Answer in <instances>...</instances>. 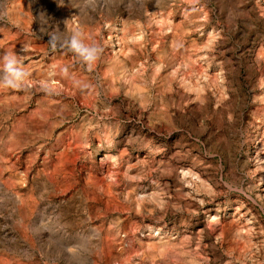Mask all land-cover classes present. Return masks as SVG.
Wrapping results in <instances>:
<instances>
[{"label":"rangeland","instance_id":"obj_1","mask_svg":"<svg viewBox=\"0 0 264 264\" xmlns=\"http://www.w3.org/2000/svg\"><path fill=\"white\" fill-rule=\"evenodd\" d=\"M4 55L0 264H264V0H0Z\"/></svg>","mask_w":264,"mask_h":264},{"label":"clouds","instance_id":"obj_2","mask_svg":"<svg viewBox=\"0 0 264 264\" xmlns=\"http://www.w3.org/2000/svg\"><path fill=\"white\" fill-rule=\"evenodd\" d=\"M48 44L52 49L66 48L87 65L94 63L100 55L101 49L86 43L79 32L71 35H49ZM29 73L23 69L20 60L15 55L0 57V87L20 88L25 84Z\"/></svg>","mask_w":264,"mask_h":264},{"label":"bare ground","instance_id":"obj_3","mask_svg":"<svg viewBox=\"0 0 264 264\" xmlns=\"http://www.w3.org/2000/svg\"><path fill=\"white\" fill-rule=\"evenodd\" d=\"M87 17H88V16H87ZM243 17H244V16H243ZM82 18H83V17H82ZM83 19H84V18H83ZM85 19H86V18H85ZM240 27H241V25H240ZM202 59H203V58H202ZM234 60H235V59H234ZM184 61H185V60H184ZM190 61H191V60H190ZM201 61H202V60H201ZM199 63H200V62H199ZM235 63H236V62H235ZM185 64H186V63H185ZM236 65H237V64H236ZM236 65H235V66H236ZM240 66H241V65H240ZM200 67H201V66H200ZM198 68H199V67H198ZM198 68H197V69H198ZM174 70H175V69H174ZM190 70H191V69H190ZM207 71H208V70H207ZM213 71H214V70H213ZM215 71H216V70H215ZM241 71H242V70H241ZM125 72H126V71H125ZM208 72H209V71H208ZM214 73H215V72H214ZM194 77H195V76H194ZM204 77H205V76H204ZM180 78H181V77H180ZM193 80H194V79H193ZM203 80H204V79H203ZM199 82H200V81H199ZM204 84H205V83H204ZM197 85H198V84H197ZM200 85H201V84H200ZM247 86H248V85H247ZM200 87H201V86H200ZM246 91H247V90H246ZM247 92H248V91H247ZM184 96H185V95H184ZM189 97H190V96H189ZM226 102H227V101H226ZM224 104H225V103H224ZM242 107H243V106H242ZM256 111H257V110H256ZM245 112H246V111H245ZM248 113H249V112H248ZM240 115H241V114H240ZM244 115H245V114H244ZM258 115H259V113H258ZM262 115H263V114H262ZM245 116H247V115H245ZM175 117H176V116H175ZM240 117H241V116H240ZM258 117H259V116H258ZM248 118H249V117H248ZM263 118H264V117H263ZM244 119H245V118H244ZM247 120H248V119H247ZM247 120H246V121H247ZM249 120H250V119H249ZM251 121H252V120H251ZM249 124H250V123H249ZM251 124H252V123H251ZM255 124H256V123H255ZM258 124H259V123H258ZM253 125H254V124H253ZM239 126H240V125H239ZM240 127H241V126H240ZM224 128H225V127H224ZM237 128H238V127H237ZM255 128H256V127H255ZM239 129H240V128H239ZM227 131H228V130H227ZM229 133H230V132H229ZM238 135H239V134H238ZM230 136H231V135H230ZM229 140H230V139H229ZM229 140H228V141H229ZM260 141H261V140H260ZM254 145H255V144H254ZM222 147H223V146H222ZM226 147H227V146H226ZM226 147H225V148H226ZM254 147H255V146H254ZM223 148H224V147H223ZM256 148H257V147H256ZM220 149H221V148H220ZM222 150H223V149H222ZM249 150H250V149H249ZM224 152H225V151H224ZM237 154H238V153H237ZM237 154H236V155H237ZM230 155H231V154H230ZM226 156H227V155H226ZM260 157H261V156H260ZM241 158H242V157H241ZM259 159H260V158H259ZM226 160H227V159H226ZM240 160H241V159H240ZM260 160H261V159H260ZM229 161H231V160H229ZM229 163H230V162H229ZM246 163H247V162H246ZM255 164H256V163H255ZM259 164H260V163H259ZM244 167H245V166H244ZM244 169H245V168H244ZM263 169H264V168H263ZM260 172H261V170H260ZM256 174H257V173H256ZM259 181H260V180H259ZM263 181H264V180H263ZM263 181H262V182H263ZM262 182H261V184H262ZM260 186H261V185H260ZM263 199H264V198H263Z\"/></svg>","mask_w":264,"mask_h":264}]
</instances>
